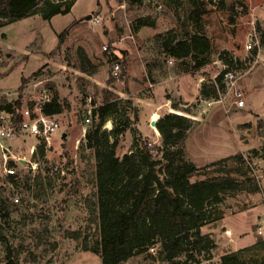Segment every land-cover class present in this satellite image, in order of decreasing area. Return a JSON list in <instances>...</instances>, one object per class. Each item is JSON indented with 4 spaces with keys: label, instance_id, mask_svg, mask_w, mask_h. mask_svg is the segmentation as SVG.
I'll list each match as a JSON object with an SVG mask.
<instances>
[{
    "label": "rangeland",
    "instance_id": "rangeland-1",
    "mask_svg": "<svg viewBox=\"0 0 264 264\" xmlns=\"http://www.w3.org/2000/svg\"><path fill=\"white\" fill-rule=\"evenodd\" d=\"M203 1L207 13L195 20L191 17L194 7L190 0H76L68 14L56 15L51 22L36 15L0 29V106L21 101L17 116L6 117V125L14 129L15 137L0 142L2 260L10 264H102L100 255L92 251L100 238L98 160L94 149L88 146L86 133L95 120L93 109L104 102L106 92H111L108 96L112 99L120 98L118 112L109 114L102 126V130L110 131L112 124L121 125L118 156L145 147L155 159L161 158L166 146L161 134L153 129V114L158 112L162 118L168 113L189 112L195 122L188 131L187 144L172 147L174 164L183 146L186 159L200 167L190 176L192 182L231 179L239 183L237 189L225 192L221 208L226 214L247 213L259 207L264 218V194L249 164L264 171V145H259L252 155L251 151L235 153L244 147L239 138L245 143L250 141L251 146L264 138V86L255 90L251 85L255 80L264 83L262 74L260 78L254 74L259 67L260 72L264 71V48L253 62L244 64L246 69H240L233 78H224L225 89H220L219 100L201 98L202 87L210 86L224 69L221 54L229 51L243 60L251 58L246 43L254 27L264 34V0ZM97 15L102 18L100 24L91 21ZM141 19L153 25L137 28ZM54 29L60 33L66 30L60 47L59 33L55 35ZM192 34H204L211 41L210 52L199 57L200 61L207 58V63L199 67L191 58L178 60L170 56L164 48L166 42L175 43ZM10 46L19 51L27 48L28 54L17 55L16 50H8ZM105 46L111 51L105 52ZM80 49L97 66L95 75L82 72ZM113 55L122 64L119 79L112 74ZM35 72L38 73L33 76ZM244 74L242 82L249 87L248 97L263 112L253 114L251 122L241 113L232 112L237 106V88L230 82ZM22 78H28L24 86ZM38 80L52 91L51 95H58L64 110L55 115L60 130L52 146L38 144L32 154L36 138L23 131L20 123L21 111L29 109L35 115L41 103V86L34 87ZM239 90L245 91L241 87ZM240 122L243 123L238 127L236 123ZM227 155L233 159L213 161ZM18 158L22 159L21 164ZM9 168H14L15 174H8ZM211 211L217 214L214 208ZM247 216L235 217L234 221L242 218L243 227L250 229V239L254 228ZM214 222L206 224L210 227L205 232L211 230ZM224 231L221 229V233ZM197 252L192 258L182 255L177 259L179 264L202 259L221 264L222 249H213L211 255L204 249ZM238 255L247 262L264 264V239L240 250ZM156 256L157 250H148L124 264H163Z\"/></svg>",
    "mask_w": 264,
    "mask_h": 264
},
{
    "label": "trees",
    "instance_id": "trees-1",
    "mask_svg": "<svg viewBox=\"0 0 264 264\" xmlns=\"http://www.w3.org/2000/svg\"><path fill=\"white\" fill-rule=\"evenodd\" d=\"M75 1L0 0V25L31 15H40L44 20L50 21L56 15L68 14ZM190 1L194 7L192 19L198 20L207 13L203 0ZM151 23L141 19L137 28L153 25ZM65 34L66 30L58 34V47L62 45ZM164 48L170 56L178 60L191 58L196 62V67H199L207 63V58L200 61L199 57L210 52L211 41L204 34H192L175 43L168 41ZM249 53L251 58L246 60L235 57L229 51L221 54L224 69L210 86L202 87L201 98L219 100L220 89H225V75H235L240 69H246L244 64L255 60L257 51ZM80 54L82 72L95 75L98 72L97 66L90 61L85 50L80 49ZM27 82L28 78H22V86ZM106 93L104 102L93 109L95 120L91 130L86 133L88 146L94 149L98 160L97 218L100 238L92 251L100 255L102 264H124L135 255L156 246L155 259L163 263L179 264V257L184 255L192 258L198 247L200 248L197 253L204 249L211 255L216 244L211 235L202 233L201 228L225 215L221 208L225 201V192L237 189L239 183L231 179L192 182L190 176L199 171L200 167L186 159L183 146L179 148L180 158L174 164L172 147L186 143L188 131L195 122L188 116L189 112L188 115L165 114L156 124L166 146L161 158L155 159L150 149L145 147L122 157L118 156V137L123 134L121 125L112 124L110 131L102 130V126L109 114L118 112L120 98L112 99V96H108L111 92ZM128 103L131 104V101ZM173 105L178 108L177 104ZM20 106L21 101L17 99L1 105L0 110L13 113ZM41 110L47 115H57L63 112L64 105L55 94L49 102L41 105ZM255 153L257 150L253 149L250 155ZM241 155L243 154H239ZM231 159L233 157L228 156L221 161ZM213 208L217 211L216 215L211 211ZM238 252L222 255L221 264H257L242 260Z\"/></svg>",
    "mask_w": 264,
    "mask_h": 264
},
{
    "label": "built area",
    "instance_id": "built-area-1",
    "mask_svg": "<svg viewBox=\"0 0 264 264\" xmlns=\"http://www.w3.org/2000/svg\"><path fill=\"white\" fill-rule=\"evenodd\" d=\"M214 2L216 0H213ZM91 21L94 24H100L102 21L101 16L97 15L91 18ZM261 28L264 30V21L261 24ZM253 33L250 34L247 43H246V50L247 51H253L256 50L257 54L261 53L264 44V34L262 32H259L255 27L253 29ZM105 52H110L111 50L108 48V46H105L104 48ZM236 57V56H235ZM112 63H113V77L116 79H119L121 76V67L122 64L119 59L116 58V56H112ZM234 74L233 73H228L225 75L226 78H233ZM230 84L233 86L234 81L230 82ZM41 86V93L42 95V100L41 103L37 106L36 108V113L35 115L32 114L31 110L25 109L21 111L23 115L21 118H23V121L20 123L21 128L23 131H26L30 133L32 136L36 138L35 145L31 148L32 154H34L36 150V145L38 144H45L46 147H51L54 141V136L59 132L60 130V123L56 120L55 115H47L44 114L41 110V105L49 102L52 98L50 90L44 85V82L42 80H38L34 83V87H39ZM236 99V105L238 107H243L244 106V93L237 89L235 90L234 93ZM92 109L90 108L89 113L92 115ZM20 112L18 108H15L13 113H8L6 111L0 110V142L5 139H13L15 137V132L14 129L11 126L6 125V117L8 116H17V114ZM90 119L87 118V122H89ZM85 131V130H84ZM1 147L3 146L0 144ZM22 159L18 158V163L21 162ZM250 167L252 169V172L254 174V177L256 179L257 186L259 187V190L264 194V171L258 170L253 163H249ZM15 169L14 168H9L7 169L8 174H15ZM228 236L232 235L231 230H226L225 232ZM259 234L263 233V227L260 226L258 230ZM150 250L155 253L157 250V246L150 248ZM0 264H9L8 261L2 260L0 258ZM163 264H170L168 262H164ZM189 264H214L212 263L209 259H202L200 261H196L194 263H189Z\"/></svg>",
    "mask_w": 264,
    "mask_h": 264
},
{
    "label": "crops",
    "instance_id": "crops-1",
    "mask_svg": "<svg viewBox=\"0 0 264 264\" xmlns=\"http://www.w3.org/2000/svg\"><path fill=\"white\" fill-rule=\"evenodd\" d=\"M33 16H36V15H31V17H33ZM38 16H40V15H38ZM54 17H52L49 22H51ZM28 18H30V16H25L23 18H20V19L14 21V22H11V23H5L0 29L5 28L6 26L11 25L13 23H16V22H18L20 20H25V19H28ZM24 30H25V32H27V28L26 27L24 28ZM28 31H30V30H28ZM54 32H55V35H57L56 32L60 33L59 31H56V30ZM7 48L10 51L16 50L15 53L17 55L28 54V53H26L27 48L21 49L23 51H19V50L13 48V46H10V47H7ZM5 53H6L7 56L10 55L9 52H5ZM32 59H33L32 56H30L29 60L31 61ZM47 62H48V60H47ZM260 69H262V68L259 67V69L254 72V74H257V78H260L259 74H262V76H264V71L260 72ZM30 74L25 75V77H28ZM243 77H245V74L240 76V78H237V80H235L233 86L236 87L237 89H240V87H241V88H243L245 90V91L243 90L244 94H245L244 95V101H245L244 102V106L243 107L234 106V110L232 112L233 113H241L243 117L244 116L247 117L246 121L249 120V122H251V117L253 116V114H255L254 116H256L258 114L259 115H263V112L260 113V110H258L256 108L255 101L248 97V96H250V90H249V87L247 86V84H245V83L243 84V82H242ZM251 85L253 86V89L261 90L258 87L264 86V83L260 82L259 80H255V81L251 82ZM227 112H228V110H227ZM225 113H226V110H225ZM242 123L243 122L236 123V125L239 127ZM236 125H235L236 129H238V127ZM189 138H190V133H188L185 145L187 144ZM239 139L244 144V147H242V149H240L239 151H237L235 153H238V152L239 153L240 152L245 153V152L251 151L252 149H258L259 145L260 146L264 145V138H262V137L259 138V144L255 145V146H251L250 141L245 143V142L242 141L241 138H239ZM235 153H233V154H235ZM228 156H230V155L221 156L218 159H215L213 161H217V160L223 159V158L228 157ZM190 159L193 160V158H190ZM193 162L195 163V161H193ZM261 210L262 209H259V207H254L253 209H250L249 212H247V213H242V212H240V213H232V214H226L225 213V215L222 218H220L219 220L215 221L214 224H212L213 226L210 228L211 230H207L205 232L204 229H209L210 226L206 225V226L202 227L204 233H207V234L211 233V237L215 240V242L217 244L216 248H218V250L222 249V254L219 255V258L222 255L226 254V253L238 252V251H240V250H242L244 248L252 247V246L256 245L259 241L264 239V218L260 214ZM245 214L248 215L247 218H249L250 221L252 222L251 228H254V231H253L254 235L250 239L247 237L250 229H245L243 227L242 218L238 219V220L236 219L234 221L235 217H239V216L245 215ZM259 217H261V218L259 219ZM258 225L263 227V233L262 234L258 233V230H259V227H260V226L258 227ZM221 229H225V231L221 233ZM226 230H231L232 231V235L228 236L225 233ZM203 231H202V233H203ZM247 239H249V240H247Z\"/></svg>",
    "mask_w": 264,
    "mask_h": 264
},
{
    "label": "bare ground",
    "instance_id": "bare-ground-1",
    "mask_svg": "<svg viewBox=\"0 0 264 264\" xmlns=\"http://www.w3.org/2000/svg\"><path fill=\"white\" fill-rule=\"evenodd\" d=\"M160 118L161 117H160L159 113L158 112H155L153 114V116H152V122H158L160 120ZM110 126H111V123H110ZM110 126L108 125L107 128H109ZM153 129L156 131V133L158 135H160V132H159L158 128H156V127L153 126Z\"/></svg>",
    "mask_w": 264,
    "mask_h": 264
},
{
    "label": "water",
    "instance_id": "water-1",
    "mask_svg": "<svg viewBox=\"0 0 264 264\" xmlns=\"http://www.w3.org/2000/svg\"><path fill=\"white\" fill-rule=\"evenodd\" d=\"M152 125L157 128L156 122H152Z\"/></svg>",
    "mask_w": 264,
    "mask_h": 264
}]
</instances>
